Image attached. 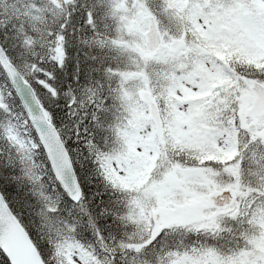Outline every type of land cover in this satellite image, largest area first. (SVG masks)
Returning <instances> with one entry per match:
<instances>
[{"label":"snow or ice","instance_id":"1","mask_svg":"<svg viewBox=\"0 0 264 264\" xmlns=\"http://www.w3.org/2000/svg\"><path fill=\"white\" fill-rule=\"evenodd\" d=\"M20 12L31 24L15 38L36 59L21 66L0 43L13 146L0 264H264V79L234 67L264 72V0H24ZM77 24L109 81L80 96L63 82ZM239 239L253 251L227 255Z\"/></svg>","mask_w":264,"mask_h":264},{"label":"trees","instance_id":"2","mask_svg":"<svg viewBox=\"0 0 264 264\" xmlns=\"http://www.w3.org/2000/svg\"><path fill=\"white\" fill-rule=\"evenodd\" d=\"M83 2V0H82ZM91 2V0H89ZM24 0H6V5L0 4V18H10L11 23L8 27L7 34H3V31L0 30V43L4 44V46L9 50L10 54L16 59L17 63L23 66L25 63H30L31 61L35 60L36 57H33L26 49L20 45V41L15 38V33L13 32V28L17 25L25 27L27 30L31 24V21L26 19L20 12L23 7ZM15 5V7H12ZM79 25L77 24V30L73 34V29H69V43L68 48L72 49V51L68 54L69 64L64 69V83L66 85H70L72 88H75L77 85H88V81L84 78L85 72L82 69H88L89 65H92L94 69L100 68L99 60H93V57H99L102 55L101 50L95 47H86L80 43L81 37L86 36L85 33L78 30ZM36 51L39 53L41 49L39 47L36 48ZM70 57V59H69ZM135 69H132L134 71ZM97 72L102 71H93L92 75L95 77ZM0 82H2L4 89L3 91L5 94L9 91V85L7 80L3 77H0ZM39 91V86H37V92ZM40 96H44L45 100L47 97L44 93H40ZM10 104H13L12 115L15 117L13 121L17 125H19V131L23 136H27L29 134V128H31L30 123L24 113V111L18 106L15 105L12 100L8 101ZM61 108L64 111H68L67 108H64L61 105ZM82 115H85L82 113ZM67 121V117H64ZM8 122V116L3 112L0 111V124H6ZM25 125H28L27 127ZM5 140L2 138L0 139V165L6 162L8 153L5 152L3 148ZM96 189H93L95 192ZM104 200L108 199V196L103 197ZM96 203H100V198L97 197ZM228 227L235 228L237 227L234 224L228 223ZM203 239V237H200ZM190 241L195 242L197 237L195 235L191 236ZM221 244H224V241H221ZM227 248L235 247V244L230 241L227 245Z\"/></svg>","mask_w":264,"mask_h":264},{"label":"clouds","instance_id":"3","mask_svg":"<svg viewBox=\"0 0 264 264\" xmlns=\"http://www.w3.org/2000/svg\"><path fill=\"white\" fill-rule=\"evenodd\" d=\"M130 39V38H129ZM70 59V57H69ZM234 67L236 68V70L239 72V73H243V74H252L254 76V78L256 79H264V72H261L259 69H255V68H252V67H249L245 64H242V63H239L237 62ZM82 71L85 72V77H86V80L88 81V86H97V85H102V84H108L109 81L105 78V73L104 72H97V75L94 77L92 75V72L95 71V69L93 68L92 65H89V68L88 69H82ZM30 75V73H29ZM81 88L82 86L81 85H77L75 88H73V90L76 92L77 96H80L82 93H81ZM100 91H103V92H106V89L101 87L99 89ZM107 98V97H105ZM92 122L90 121V124ZM31 131L32 129L29 128V134L27 136H23L22 139H25L28 141L29 144H33V137L31 136ZM98 130L95 129V127L93 126V132H96ZM91 135V133H89ZM39 135V133L37 132V136ZM103 135L105 137L108 136V133L107 132H104ZM100 135L98 134L96 136V139L97 141L100 140ZM0 139H2V134H0ZM3 148L5 150L6 153H9V152H12L13 151V146H11L8 142H4L3 144ZM38 146L37 145H33L32 149H31V155L32 157L35 158V160L37 161V163H43L44 162V156L42 153H40L38 150H37ZM177 156H179L180 154L177 153L176 154ZM185 162H189L188 160V154L185 153ZM16 159V156L13 155V160ZM18 166V165H17ZM116 168H119V165L118 164H115L114 165V168L113 170H115ZM45 174H47L45 172ZM49 181L51 182L52 181V177L49 176ZM103 182H101L102 184ZM100 187V186H98ZM100 191H104V188L103 187H100ZM262 230L259 229V228H255L253 231H252V235L254 237H256L257 239H259V235H260V232ZM235 235V233H234ZM232 243L235 244V247L233 248H229V251L227 252V255H232L233 254V251L234 250H238L240 252H244V251H247V252H252L253 249L251 247H249L248 245L245 244V241L243 239H239V240H235V241H232Z\"/></svg>","mask_w":264,"mask_h":264},{"label":"rangeland","instance_id":"4","mask_svg":"<svg viewBox=\"0 0 264 264\" xmlns=\"http://www.w3.org/2000/svg\"><path fill=\"white\" fill-rule=\"evenodd\" d=\"M134 71H135V70H134ZM138 82H139V81H138L137 79H131V80L129 81V85L132 86V85H135V84L138 83ZM3 89H4V86H3L2 82H0V90L3 91Z\"/></svg>","mask_w":264,"mask_h":264},{"label":"water","instance_id":"5","mask_svg":"<svg viewBox=\"0 0 264 264\" xmlns=\"http://www.w3.org/2000/svg\"><path fill=\"white\" fill-rule=\"evenodd\" d=\"M37 103H38V101H37ZM25 114H26V116H27V118H28V120H29V122H30V124H31V121H30V117H29V115L25 112ZM50 126V125H49ZM56 140H55V137L53 138V145H52V150L54 151L55 150V148H56Z\"/></svg>","mask_w":264,"mask_h":264}]
</instances>
